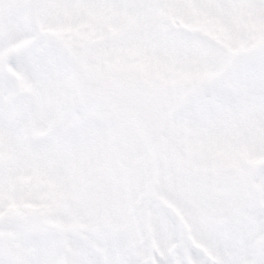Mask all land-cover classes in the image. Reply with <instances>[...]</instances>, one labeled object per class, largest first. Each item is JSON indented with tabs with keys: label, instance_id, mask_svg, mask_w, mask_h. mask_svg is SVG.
Listing matches in <instances>:
<instances>
[{
	"label": "rangeland",
	"instance_id": "374dc122",
	"mask_svg": "<svg viewBox=\"0 0 264 264\" xmlns=\"http://www.w3.org/2000/svg\"><path fill=\"white\" fill-rule=\"evenodd\" d=\"M0 264H264V0H0Z\"/></svg>",
	"mask_w": 264,
	"mask_h": 264
},
{
	"label": "flooded vegetation",
	"instance_id": "af4514ba",
	"mask_svg": "<svg viewBox=\"0 0 264 264\" xmlns=\"http://www.w3.org/2000/svg\"><path fill=\"white\" fill-rule=\"evenodd\" d=\"M60 118H62V117H60ZM74 123H75V121L69 123L68 130H70V129L72 128V125H74ZM69 132H70V131H69ZM47 153H48V152H47Z\"/></svg>",
	"mask_w": 264,
	"mask_h": 264
}]
</instances>
